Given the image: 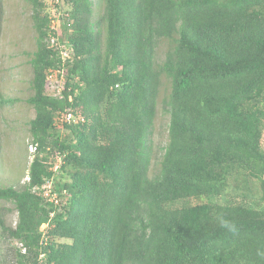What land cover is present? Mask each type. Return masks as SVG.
<instances>
[{"label":"trees","instance_id":"1","mask_svg":"<svg viewBox=\"0 0 264 264\" xmlns=\"http://www.w3.org/2000/svg\"><path fill=\"white\" fill-rule=\"evenodd\" d=\"M27 1L31 181L0 185L18 212L15 227L0 217L14 263L264 264V0H97L98 18L95 0ZM49 69L66 75L63 98ZM65 108L84 120L57 122ZM187 197L207 201L169 206Z\"/></svg>","mask_w":264,"mask_h":264},{"label":"rangeland","instance_id":"2","mask_svg":"<svg viewBox=\"0 0 264 264\" xmlns=\"http://www.w3.org/2000/svg\"><path fill=\"white\" fill-rule=\"evenodd\" d=\"M95 1L97 3L95 8L100 7V2ZM95 10V18H98L102 14L101 8ZM31 14L32 6L27 0H0V94L7 99H15L14 102L0 105V185L5 186H21L28 168L26 148L31 139L29 121L35 116V108L27 101L32 94L33 78V67L29 62L31 54L27 52H34L37 48L36 30ZM53 21L52 24L59 30L60 21ZM168 47L167 40L161 43L159 49L161 56L165 55ZM168 92L169 84L166 82L160 93V112L154 129L155 151L159 146H164L168 140L166 118L161 113L163 108L161 100ZM261 105L264 106V102H261ZM160 154L161 151L155 154L158 156V163L156 165L152 163V173H156L160 168L162 159ZM206 201L205 197H187L169 206L182 207ZM0 217L7 226L15 227L18 212L12 201L0 200ZM18 243L10 237L6 240L0 238V264H15Z\"/></svg>","mask_w":264,"mask_h":264},{"label":"built area","instance_id":"3","mask_svg":"<svg viewBox=\"0 0 264 264\" xmlns=\"http://www.w3.org/2000/svg\"><path fill=\"white\" fill-rule=\"evenodd\" d=\"M54 18H55V20H54ZM56 20L60 21L59 17L57 15H53L52 21L55 22ZM52 27H53V29L57 30L53 24H52ZM51 45L52 46L57 45V39H55V37L51 38ZM67 48H68L67 46H63L62 50H61L62 55L66 59L68 57H70L69 49H67ZM48 77H49V80H48L47 84L49 87V91L52 92L57 97L63 98L64 97L63 90L66 87V75H59L58 70L51 69ZM77 81H78V78H77ZM68 100L69 101L73 100V97L71 94H69ZM56 118L58 119L57 122H59L61 124L65 123V122H68V123L78 122L79 119L84 120L80 115L74 113L71 108H66L64 110L58 111L56 113ZM34 148L35 147L33 145H30V147H29L30 152H33ZM61 160H62L61 157L56 158V164L54 167L55 169L58 168L59 164L61 163ZM27 178H29V177H27ZM51 187H52L51 181H48L46 184H44L42 186V188L44 189V194L46 196H48L50 200L58 203L59 202L58 195H57L58 193L56 191H53ZM33 191L36 193H40L38 186L34 187ZM45 226L46 225H44V227ZM44 237H46V234H44Z\"/></svg>","mask_w":264,"mask_h":264},{"label":"clouds","instance_id":"4","mask_svg":"<svg viewBox=\"0 0 264 264\" xmlns=\"http://www.w3.org/2000/svg\"><path fill=\"white\" fill-rule=\"evenodd\" d=\"M46 4H47V6L48 7H53L54 6V4H56L55 2H53L52 0H43ZM50 70L51 69H49L48 71H47V73H46V75H47V83H48V80H49V77H48V75H49V72H50ZM48 85V84H47ZM50 92V91H49ZM52 93V92H51ZM73 101V100H72ZM70 102V101H69ZM66 109V108H65ZM58 112V111H57ZM74 112V111H73ZM75 113V112H74ZM58 157H61V156H56V157H54V158H58ZM32 158L33 157H29V159L30 160H32ZM62 158V157H61ZM63 161V160H62ZM62 161H61V163H62ZM30 163L31 162H29L28 163V168H27V170H26V173H25V175H24V177H23V180H22V185H25V184H27V183H29L30 181H31V175H30ZM61 163L59 164V166L61 165ZM59 166H58V168H59ZM57 168V169H58ZM27 177H29V178H27ZM36 187V186H35ZM33 188H34V186H33ZM44 225H46L45 227H44ZM49 227V224H47V223H44V224H42L41 226H40V231L43 233V237H44V234H46V229ZM47 236V235H46Z\"/></svg>","mask_w":264,"mask_h":264}]
</instances>
